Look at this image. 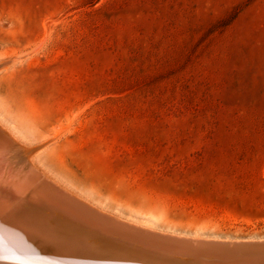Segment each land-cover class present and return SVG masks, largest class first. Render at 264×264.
<instances>
[{"label": "rangeland", "instance_id": "rangeland-1", "mask_svg": "<svg viewBox=\"0 0 264 264\" xmlns=\"http://www.w3.org/2000/svg\"><path fill=\"white\" fill-rule=\"evenodd\" d=\"M0 104L110 208L264 241V0H0Z\"/></svg>", "mask_w": 264, "mask_h": 264}, {"label": "bare ground", "instance_id": "bare-ground-1", "mask_svg": "<svg viewBox=\"0 0 264 264\" xmlns=\"http://www.w3.org/2000/svg\"><path fill=\"white\" fill-rule=\"evenodd\" d=\"M32 145L27 127L0 107V264H20L13 256L31 264H264V241L194 238L121 213L53 171ZM137 229L191 238L195 250L141 241Z\"/></svg>", "mask_w": 264, "mask_h": 264}, {"label": "water", "instance_id": "water-1", "mask_svg": "<svg viewBox=\"0 0 264 264\" xmlns=\"http://www.w3.org/2000/svg\"><path fill=\"white\" fill-rule=\"evenodd\" d=\"M135 232L137 234L141 233L142 236H144V238L142 236L138 237L139 239H141V241L149 240L148 239L149 237H153V239L154 238H167L168 240L175 241V242H172V243L177 244V246H179L180 248H183L185 252L188 251V250H195L194 249L195 248L194 247V243H193V240L191 238H187V237L186 238H181V237H173V236L169 237V236H164V235H159V234H153L152 232H148V231L141 230V229H137ZM133 236H135L134 233H133ZM149 241H151V240H149ZM239 245H241V244H239ZM234 247H236V246H234ZM192 255H194V254H192Z\"/></svg>", "mask_w": 264, "mask_h": 264}, {"label": "snow or ice", "instance_id": "snow-or-ice-1", "mask_svg": "<svg viewBox=\"0 0 264 264\" xmlns=\"http://www.w3.org/2000/svg\"><path fill=\"white\" fill-rule=\"evenodd\" d=\"M4 258V257H0ZM13 259L20 260V264H31V257L30 256H24L23 259H21L20 256H13Z\"/></svg>", "mask_w": 264, "mask_h": 264}]
</instances>
